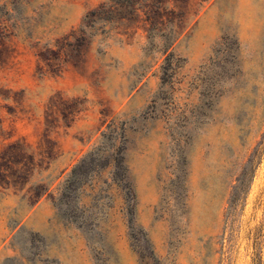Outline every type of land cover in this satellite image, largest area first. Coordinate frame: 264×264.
Instances as JSON below:
<instances>
[{"label":"rangeland","instance_id":"rangeland-1","mask_svg":"<svg viewBox=\"0 0 264 264\" xmlns=\"http://www.w3.org/2000/svg\"><path fill=\"white\" fill-rule=\"evenodd\" d=\"M0 264H264V0H0Z\"/></svg>","mask_w":264,"mask_h":264},{"label":"crops","instance_id":"crops-1","mask_svg":"<svg viewBox=\"0 0 264 264\" xmlns=\"http://www.w3.org/2000/svg\"><path fill=\"white\" fill-rule=\"evenodd\" d=\"M145 185H146V181H143L141 179L135 180V190H136L137 198L139 199L138 209H137V218L143 226L148 227L149 222L151 220H150V218L148 219L146 217V212L151 210V208L149 206L150 203L144 201V194H145V192H147L146 191L147 189L146 190L144 189ZM118 212H120V211L118 210Z\"/></svg>","mask_w":264,"mask_h":264},{"label":"trees","instance_id":"trees-1","mask_svg":"<svg viewBox=\"0 0 264 264\" xmlns=\"http://www.w3.org/2000/svg\"><path fill=\"white\" fill-rule=\"evenodd\" d=\"M133 199H134V196H133ZM132 214H133L132 221L135 222V210L132 212ZM140 231L142 232V235L144 237L145 243L147 244L150 256L155 258V259H157L156 255L154 254V250H153L152 244H151L150 240L147 237V232L141 226H140ZM141 258H143V255H141Z\"/></svg>","mask_w":264,"mask_h":264}]
</instances>
